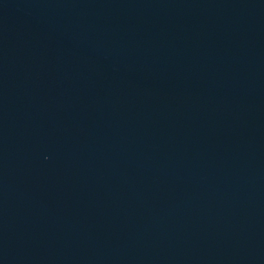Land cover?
<instances>
[{"label": "water", "instance_id": "obj_1", "mask_svg": "<svg viewBox=\"0 0 264 264\" xmlns=\"http://www.w3.org/2000/svg\"><path fill=\"white\" fill-rule=\"evenodd\" d=\"M0 264H264V0H0Z\"/></svg>", "mask_w": 264, "mask_h": 264}]
</instances>
